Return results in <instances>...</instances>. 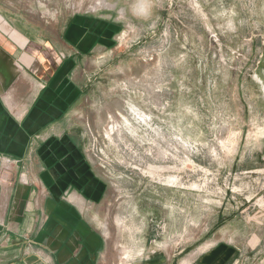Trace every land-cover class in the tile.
<instances>
[{"label":"rangeland","instance_id":"1","mask_svg":"<svg viewBox=\"0 0 264 264\" xmlns=\"http://www.w3.org/2000/svg\"><path fill=\"white\" fill-rule=\"evenodd\" d=\"M9 1L30 18L118 17L81 121L119 262L190 264L227 242L264 264V0H151L147 17L142 0Z\"/></svg>","mask_w":264,"mask_h":264},{"label":"crops","instance_id":"2","mask_svg":"<svg viewBox=\"0 0 264 264\" xmlns=\"http://www.w3.org/2000/svg\"><path fill=\"white\" fill-rule=\"evenodd\" d=\"M118 28L106 12L30 18L0 0V264H124L101 223L110 183L81 121L82 104L95 102L87 68ZM239 261L235 246L218 242L190 264Z\"/></svg>","mask_w":264,"mask_h":264},{"label":"clouds","instance_id":"3","mask_svg":"<svg viewBox=\"0 0 264 264\" xmlns=\"http://www.w3.org/2000/svg\"><path fill=\"white\" fill-rule=\"evenodd\" d=\"M137 7L140 9L141 13L145 17L151 15L152 7H153L151 0H142V2L138 4Z\"/></svg>","mask_w":264,"mask_h":264},{"label":"bare ground","instance_id":"4","mask_svg":"<svg viewBox=\"0 0 264 264\" xmlns=\"http://www.w3.org/2000/svg\"><path fill=\"white\" fill-rule=\"evenodd\" d=\"M9 100V99H8ZM191 257V256H190ZM191 260V259H190ZM183 264H189V259L185 260Z\"/></svg>","mask_w":264,"mask_h":264}]
</instances>
